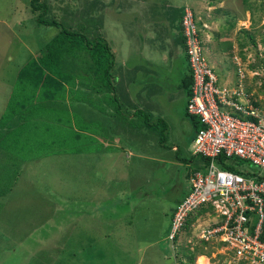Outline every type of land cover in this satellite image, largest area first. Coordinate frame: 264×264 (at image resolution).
I'll return each instance as SVG.
<instances>
[{"label": "rangeland", "instance_id": "374dc122", "mask_svg": "<svg viewBox=\"0 0 264 264\" xmlns=\"http://www.w3.org/2000/svg\"><path fill=\"white\" fill-rule=\"evenodd\" d=\"M28 1L0 0V112L17 69L28 59H36L37 49L57 32L36 24L38 11L31 12ZM140 1L118 3L117 14V0L110 5L106 2L111 0H40L46 5L45 19L82 29L86 36L110 32L108 44L114 54L119 51L121 65L114 81V96L128 106L121 109L127 113V121L111 106L98 101L101 94L82 89L104 110L75 100L69 102V97L63 103L70 114L101 124H95L97 132L92 136L105 150L71 153L55 149L25 160L17 158L13 174L9 173L10 165L5 171L1 165L5 158L0 155V188L9 185L0 196V264H55L57 260L64 264H151L157 255L168 257L177 251L165 237L169 215L190 185L187 174L204 164L202 157L192 152L191 138L198 125L193 126L184 112L185 96L181 87L176 88L180 81L177 71L185 69L186 63L181 46L168 45L165 32L157 33L164 42L160 38L140 50L139 45L132 46L125 41L132 34L131 27L143 33L145 25L154 26L161 20L162 11L175 14L181 3L192 8L195 20L204 21L197 26L210 66L215 61L211 52L223 50L224 71H228V61H232L233 70L238 64V71L252 76L250 92L263 103L264 0H142L148 9L154 3L153 9L160 13L149 22L148 12L139 21L133 13L137 9L144 13L137 7ZM174 32L179 36L178 27ZM128 39L132 40V35ZM239 44H243V58L238 54ZM249 63L255 68L248 69ZM128 66L135 71L127 72ZM150 83H156L157 89L147 99ZM142 113L150 115L148 124L161 118L165 131L161 133L154 126L149 127L155 128L153 132L139 128V124L144 126ZM70 123L73 125L71 119ZM235 167L253 169L244 161ZM126 205L131 206L130 210ZM101 212L111 213L113 218L120 214L121 219L111 226L101 218ZM207 223L201 217L178 235L181 253L192 254L194 264H231L232 258L223 246L213 245V241L198 244ZM195 248H199L196 255L203 256L198 262Z\"/></svg>", "mask_w": 264, "mask_h": 264}, {"label": "trees", "instance_id": "16d2710c", "mask_svg": "<svg viewBox=\"0 0 264 264\" xmlns=\"http://www.w3.org/2000/svg\"><path fill=\"white\" fill-rule=\"evenodd\" d=\"M98 1L100 2V0ZM28 2L31 12L38 11L35 17L36 24L52 27L53 29H57V32L37 49L35 52V54H37L36 59H28L17 69L12 81V86L4 101L2 111L0 112V129H4L0 131V155L5 158L1 165L4 166V168L6 165H10L8 169L9 173L12 174L15 173L17 167V158L25 160L29 157L51 153L55 151V149H58L60 152L69 151L71 153L105 150V148L102 147V143L92 136V134L97 132L95 124L97 126L101 124L92 121L87 122L76 113L70 114L64 105V99L69 97L67 99L69 102L75 100L88 105L90 104L99 110H104L102 106L97 105L89 97H86L82 89L87 90V93L94 92L101 94L98 101H102L106 105L111 106L114 113L122 118V120L127 121V113L121 109L124 108L126 110L128 106H125L114 96V90L116 91L114 81L119 76L121 65L118 63L119 51L116 52L115 50L114 54L112 46L108 44L111 42V40H107L108 33L110 32L104 30L99 33L93 32L91 36H86V34L81 31L82 29H70L60 21L45 19L44 14L47 12L46 5L40 2V0H29ZM120 2L128 3L130 0L126 2L117 0L115 7V12L117 14L119 13L117 6ZM106 4H112V0L110 3L106 2ZM151 5L152 8L148 9L142 0L140 1L137 7L143 9L144 13L138 12V9L136 12H133L137 13L135 17L138 18V21L142 19L143 15L147 14V12V22L151 21L154 15H160L159 12H155V10H157L156 8L153 9L155 6L154 3H151ZM184 5L185 4L181 3L175 14L162 11V15H160L161 20H158L157 23L154 22V26L145 25L142 29L143 33H141V29L135 32L131 27L130 32L132 34L130 35H132L133 39L129 40V35L128 37L126 36L125 41L132 44V46L139 45L138 49L140 50L145 44L154 45L159 41L161 38L157 35L159 31L160 33L165 32L167 35L168 38H166V41L168 45H172L173 43L177 44V46H183L184 41L181 20L185 14V10H189L191 19L195 20L196 16L192 8H186ZM163 18L167 20H163ZM199 23L201 25L200 20L195 21L198 35H200V28L197 26ZM163 25L166 26V29L161 27ZM177 27L179 36L174 32ZM115 35H117L116 32ZM247 39L252 42L251 35H247ZM160 41L164 42L162 38ZM240 45L243 44H239L238 54L243 58L244 55ZM146 61L148 62L145 58V62ZM246 67L248 69L255 68L251 63L247 64ZM123 68H125V66ZM261 69L264 71V65H261ZM190 70V67L186 64L185 69L181 67L177 71L180 81L177 83L176 88L181 87L180 89H182L185 96V102L187 97H189V90L192 84ZM134 71L135 69L133 70L128 66L127 72L133 73ZM126 79L129 80L128 78ZM148 86H150L151 89L146 93L148 94L146 97L147 99L151 91L154 92L156 83H150ZM249 86V84L244 85L243 91L248 93L250 91ZM261 89L264 91V81L261 85ZM109 93H111V95ZM253 97L254 96H252L251 99L253 100L252 103L255 105L257 102ZM185 102L184 112L187 114ZM56 103L62 104L57 106ZM136 114L137 110H134L133 115ZM142 114V122L147 128L142 124H139V128L142 127L146 132H153L155 128L150 130L149 127L154 126L160 128L159 131L161 133L165 131L166 124L161 118H156L154 121H151V124H148L147 120H149L150 115L145 113ZM70 119L73 125H71ZM190 119L192 125L197 126L196 116L193 115ZM59 122H64L65 125H59ZM127 124L129 125V122ZM101 139H104L103 135H101ZM160 141H162L161 138ZM115 151H119L117 146H115ZM15 165L16 167H14ZM223 166H225V164H223ZM6 170L7 168H5V171ZM199 170L202 171L203 167L191 171L189 175L187 174V177L190 178L195 171ZM8 189V184L5 187H1L0 196ZM187 192L188 189L176 202L174 209L171 211L169 215V225L176 205L184 198ZM129 207L131 206H127V211L130 210ZM198 212L200 211L198 210ZM118 215L120 214H115L113 218L114 215L112 216L111 213L102 214L101 212V218L108 220L106 224L111 226L113 223L120 221L121 218H119ZM194 217V214H188L185 217L184 228L188 227V224ZM125 219L127 220V217H125ZM195 249H197L196 255L199 248ZM70 254L71 253H68L66 255L70 257ZM192 257V254L184 252L183 258L185 261L183 264H192L194 259V257ZM55 264L64 263L62 260H57Z\"/></svg>", "mask_w": 264, "mask_h": 264}, {"label": "built area", "instance_id": "2783aa9c", "mask_svg": "<svg viewBox=\"0 0 264 264\" xmlns=\"http://www.w3.org/2000/svg\"><path fill=\"white\" fill-rule=\"evenodd\" d=\"M192 84L188 113L203 124L192 141V151L203 157L202 171L190 177L188 193L176 205L171 231L200 206H211L210 221L202 237H212L232 258L231 264H264V112L243 91L244 75L227 89L216 77L197 44L190 14L182 18ZM240 161L255 170L235 167Z\"/></svg>", "mask_w": 264, "mask_h": 264}, {"label": "clouds", "instance_id": "9594fccd", "mask_svg": "<svg viewBox=\"0 0 264 264\" xmlns=\"http://www.w3.org/2000/svg\"><path fill=\"white\" fill-rule=\"evenodd\" d=\"M185 11H188V9H186ZM191 19V18H190ZM195 21H197V20H193V19H191V22H192V24H193V26H194V30H195V37H196V39H197V44H198V46H199V48H200V52H201V54H202V56L204 57V59H205V61L207 62V64L209 65V67L211 68V70H212V72L214 73V75H215V77H216V81H215V85H217L218 87H222V86H224V87H226L227 89H229V87H232V85H234V83H236V81H237V69H238V64H237V66H236V69L235 70H233V64L232 65H230V68H228V71L227 72H225L224 70H222L221 72H217L215 69H213L214 67L212 66H210V64L208 63V61L206 60V57L204 56V52H203V46H206V44H203L204 42L202 41V40H200L201 39V37H200V35H198L197 34V28H196V24H195ZM181 22H182V20H181ZM201 23H202V21H200ZM182 33H183V27H182ZM200 38V39H199ZM183 41H184V45L183 46H181V53H182V57L184 58V60L186 61V64L188 65V67H189V63H188V60H187V53H186V44H185V36L183 35ZM207 43V42H206ZM263 55H264V53H263ZM233 57V56H232ZM263 62V61H262ZM264 63V62H263ZM250 71H254V70H250ZM190 73H191V70H190ZM235 73V79H232V76H233V74ZM226 74L228 75V78H227V76H226ZM253 79H252V76L251 77H248L247 76V74L246 75H244V78H243V80H242V83H243V86L244 85H246V84H249V81H252ZM190 89H191V87H190ZM190 91V90H189ZM250 92V91H249ZM264 93V92H263ZM252 95V94H251ZM189 96H190V93H189ZM253 96V95H252ZM252 96H251V98H252ZM188 98L189 97H187V99H186V102H185V108H186V104H187V100H188ZM254 98V97H253ZM255 99V101L257 102L256 103V105H259V107L262 109V111L264 112V109H263V104L264 103H262L261 101H259V100H257L256 98H254ZM187 111V110H186ZM187 115L189 116V117H192L193 116V114H190V113H188V111H187ZM196 116V118H197V120H196V122H197V125H198V127H197V129L195 130V132H194V135H193V137L191 138V142L193 141V139H194V137H195V134H196V132L198 131V129H200L201 127H202V123L200 122V120H199V117L197 116V115H195ZM192 149H193V147H192ZM193 152V151H192ZM193 154H197V153H194L193 152ZM199 155V154H198ZM202 159H203V157H202ZM204 161V160H203ZM251 164V163H250ZM204 165V164H203ZM203 165H202V167H203ZM222 167H225L226 169H228L229 171H231V172H234V173H242L243 174V172H241V171H238L237 170V168L236 167H228V166H222ZM204 168V167H203ZM256 168H254V166H253V169L252 170H255ZM200 171V170H199ZM247 172V171H246ZM189 183H190V178H189ZM188 191H189V187H188ZM188 193V192H187ZM186 193V194H187ZM182 200V199H181ZM198 210L200 211V212H198ZM190 215L192 214H194L195 215V217L193 218V220L188 224V227H189V225H192V224H194L197 220H199V218H201V217H203V218H205V219H207V222L208 221H210V216L212 215V213H211V206H200L198 209H196V210H194L193 212H190L189 213ZM184 225H185V223H184V221H183V223L181 224V226L178 228V229H176L174 232H172L171 231V221H170V226H169V230L167 231V233H166V235H165V237H166V239H168V240H170L171 242H173V245H175L176 247H177V251H179L180 252V255H178L179 253H177V251H175L172 255H170V256H168V257H165V262L166 263H164V264H183V262L185 261L184 260V258H183V254H184V252L183 253H181L183 250H181V243H180V241H178V235L180 234V233H183L184 232V230H185V228H184ZM204 230V229H203ZM203 230H202V232H203ZM186 241H187V239H186ZM208 241H213V245H216V244H218V246H220L219 245V243H217L215 240H214V238H212V237H208V238H204V237H200L199 238V241H198V244H203V243H206V242H208ZM188 243V242H187ZM196 247V246H195ZM197 256V255H196ZM195 258V257H194ZM194 260V259H193ZM194 262V261H193ZM192 262V263H193ZM194 264V263H193Z\"/></svg>", "mask_w": 264, "mask_h": 264}, {"label": "crops", "instance_id": "0c3cea01", "mask_svg": "<svg viewBox=\"0 0 264 264\" xmlns=\"http://www.w3.org/2000/svg\"><path fill=\"white\" fill-rule=\"evenodd\" d=\"M203 23H204V21H202ZM216 50L218 51V52H211V57H213V58H215V61L214 62H211V63H213L212 65H213V67L215 68V70L217 71V72H219V70L218 69H220L221 71L222 70H224V66H225V62H223V60H225L224 58H223V56H222V52H223V50H220V49H218V48H216ZM219 55H221V57L219 56ZM223 59V60H222ZM231 62L232 61H228L227 63L228 64H230L231 65ZM229 68H230V66H229ZM220 71V72H221ZM155 252V251H154ZM150 252H148V254H149ZM199 256H202V255H199ZM199 256H197V262H198V257ZM203 257V256H202ZM194 261V260H193ZM164 262H165V257H163V256H156L154 259H153V261H152V263L151 264H164ZM193 263H195V262H193ZM192 263V264H193Z\"/></svg>", "mask_w": 264, "mask_h": 264}]
</instances>
